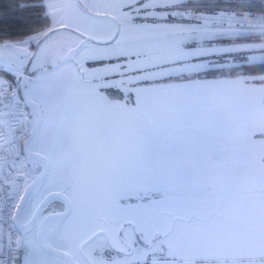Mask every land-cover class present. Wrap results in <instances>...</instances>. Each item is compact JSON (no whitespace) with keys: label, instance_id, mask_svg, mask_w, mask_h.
<instances>
[{"label":"snow or ice","instance_id":"obj_1","mask_svg":"<svg viewBox=\"0 0 264 264\" xmlns=\"http://www.w3.org/2000/svg\"><path fill=\"white\" fill-rule=\"evenodd\" d=\"M0 264H264V0L0 12Z\"/></svg>","mask_w":264,"mask_h":264},{"label":"trees","instance_id":"obj_2","mask_svg":"<svg viewBox=\"0 0 264 264\" xmlns=\"http://www.w3.org/2000/svg\"><path fill=\"white\" fill-rule=\"evenodd\" d=\"M12 3L13 0H0V12L6 13L11 8Z\"/></svg>","mask_w":264,"mask_h":264}]
</instances>
